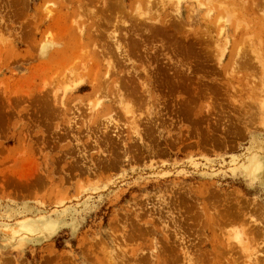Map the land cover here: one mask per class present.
I'll return each instance as SVG.
<instances>
[{
	"label": "rangeland",
	"instance_id": "obj_1",
	"mask_svg": "<svg viewBox=\"0 0 264 264\" xmlns=\"http://www.w3.org/2000/svg\"><path fill=\"white\" fill-rule=\"evenodd\" d=\"M263 213L264 0H0V264H264Z\"/></svg>",
	"mask_w": 264,
	"mask_h": 264
},
{
	"label": "bare ground",
	"instance_id": "obj_2",
	"mask_svg": "<svg viewBox=\"0 0 264 264\" xmlns=\"http://www.w3.org/2000/svg\"><path fill=\"white\" fill-rule=\"evenodd\" d=\"M145 1H148V0H145ZM138 2V1H137ZM150 2V1H149ZM151 3V5H152V2H150ZM150 3H148V5L150 4ZM140 4V3H139ZM138 4V5H139ZM157 4V3H156ZM136 5H137V3H136ZM103 6V5H102ZM147 6V5H146ZM153 6V5H152ZM148 8H150V7H148ZM155 8V7H154ZM157 8V7H156ZM138 9H140L139 10V12L141 11V13H143L142 11L143 10H141V8H139L138 7ZM138 9H136V11L138 10ZM134 11H135V9H134ZM128 12V11H127ZM138 12V13H139ZM146 13V12H145ZM147 13H148V11H147ZM153 13V12H152ZM95 14H96V12H95ZM140 14V13H139ZM144 14V13H143ZM142 14V15H143ZM150 14V13H149ZM123 15V14H122ZM141 15V14H140ZM146 15V14H145ZM145 15H143V16H145ZM97 16V15H96ZM142 16V17H143ZM229 16V15H228ZM139 17V16H138ZM125 18V17H124ZM96 19V18H95ZM146 19V18H145ZM151 19V18H150ZM150 19H146V21L147 20H150ZM99 20V19H98ZM117 20V19H116ZM98 22V21H97ZM128 23V22H127ZM80 30V29H79ZM144 30V29H143ZM116 38H118V37H116ZM116 40V39H115ZM118 43V42H117ZM116 43V44H117ZM126 43H124V45H125ZM127 45H125V46H123V45H121V44H117V49H120V54H122V56H121V58H123V59H128L127 58V55H126V53H125V49L127 48L126 47ZM128 51V50H127ZM102 55V54H101ZM78 60V59H77ZM76 60V61H77ZM105 60V59H104ZM107 60V59H106ZM105 60V61H106ZM79 61V60H78ZM121 62V61H120ZM76 63V62H75ZM105 64H106V71H104V73H103V75H102V78L101 77H98L97 75H94V73H93V78H91L90 80H91V83H95L94 85H96L97 87L98 86H100L101 88L100 89H97V91H96V95H98L99 94V96H97L96 98L99 100L100 99V97L102 96V97H104V103H99V104H96L95 105V107H97V113L96 114H98V113H100L101 111H104V110H106V109H110L111 107L109 106V105H106V103H107V100H110V98H112L113 96L112 95H114V97L115 98H112L111 100L113 101V99H117V101H119V103L120 104H124L125 103V100L123 101V97H122V94H121V91H120V87L118 86V85H120L119 84V81H118V78H116V79H114L113 78V73H112V70H115L114 68H115V66L116 65H114V63H112V61L111 60H108V61H106L105 62ZM88 66V65H87ZM86 67V66H85ZM84 67V68H85ZM87 68V67H86ZM67 69V68H66ZM72 69H73V67H72ZM71 69V71H70V73L69 74H67V73H65L64 75H66L65 77V79L68 81L65 85H64V88H62L63 90H62V93L64 94V96L66 95V93H68V91L69 90H73V89H76V90H78V91H80L81 89H83V88H85V85H84V83L86 82V79H87V77H88V73L87 72H81V74L79 73V74H76L77 72H79V71H75L76 69L74 68L73 70ZM78 70V69H77ZM82 70V69H81ZM86 70H89L90 71V69H86ZM97 70V69H96ZM65 71V70H64ZM76 73H75V72ZM88 71V72H89ZM115 72V71H114ZM130 72V71H129ZM90 73V72H89ZM129 74V73H128ZM130 80V79H129ZM61 81V80H60ZM64 82V81H63ZM84 82V83H83ZM62 83V82H61ZM63 84V83H62ZM111 85V87L114 89V88H116L115 90V93L113 94V92H112V90L109 88V86ZM60 86V85H59ZM59 86H58V88H59ZM122 87V86H121ZM58 88H56V89H58ZM61 88V87H60ZM146 88V87H145ZM116 92H117V94H116ZM143 92V91H142ZM41 95H43V94H41ZM58 95V94H57ZM95 95V96H96ZM138 95V94H137ZM110 96H112V97H110ZM130 96V95H129ZM54 97V96H53ZM101 97V98H102ZM95 98V97H94ZM58 99V98H57ZM139 99L141 100V98L139 97ZM97 100V101H98ZM59 101V100H58ZM111 101V102H112ZM116 101V102H117ZM56 102V101H55ZM141 102V101H140ZM53 103V102H52ZM95 103H98V102H95ZM50 104V103H49ZM113 106V105H112ZM123 109H124V111L127 113V114H131L132 115V112H133V109L131 108V106L129 105V104H124V106H123ZM60 113V112H59ZM132 117V116H131ZM105 118L106 119H113V117H112V115H111V112H109L107 115H105ZM133 119H135V118H133ZM134 122H136V121H134ZM134 124V123H133ZM139 125V124H138ZM108 126V125H107ZM110 127V126H109ZM106 129H107V127H106ZM109 129V128H108ZM115 129H117V127H115ZM140 132H141V130H140ZM107 133V132H106ZM137 133V132H136ZM138 135H139V132H138ZM110 139V138H109ZM108 140V139H107ZM113 141V140H112ZM110 150V149H109ZM262 218H264V213H263V215H262V217H261V219L260 220H257V224L255 223H253L254 225H256L257 227H258V229L260 228L261 229V231L263 230V227H264V224H263V221H264V219H263V221H262ZM259 229V230H260ZM250 230H252L251 228H250ZM248 231H249V229H248ZM264 232V231H263ZM241 233V232H240ZM247 233V232H246ZM244 234H245V232H244ZM248 234H250V233H248ZM247 234V235H248ZM245 236H246V234H245ZM237 237V236H236ZM238 238V237H237ZM241 238V236L238 238V239H240ZM248 239V238H247ZM239 241V240H238ZM248 241V240H247ZM247 241H244V239H243V243H245V242H247ZM239 243H240V241H239ZM242 244V243H241ZM243 245H245V244H243ZM248 245V244H247ZM247 245H245V246H247ZM183 247V246H182ZM181 247V248H182ZM243 247V246H242ZM184 248H186V247H183V249ZM188 249H189V247H187ZM245 248V247H244ZM246 249V248H245ZM248 249V248H247ZM246 249V250H247ZM248 251V250H247ZM158 252V251H157ZM182 253L185 255L184 256V258H186V261H188V264H194V263H192V260H193V256L191 255V253H189V251L188 250H186V249H184L183 251H182ZM254 254V253H253ZM253 254H251V255H247L248 256V258H250V261L251 262H253L254 260L253 259H255V260H258V257H254L255 255H253ZM182 256V255H181ZM155 258V257H154ZM156 259V258H155ZM255 262V261H254ZM149 264V263H148Z\"/></svg>",
	"mask_w": 264,
	"mask_h": 264
}]
</instances>
